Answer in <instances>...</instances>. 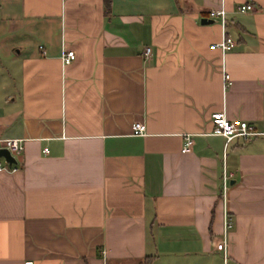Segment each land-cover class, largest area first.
Wrapping results in <instances>:
<instances>
[{
    "label": "crops",
    "instance_id": "obj_1",
    "mask_svg": "<svg viewBox=\"0 0 264 264\" xmlns=\"http://www.w3.org/2000/svg\"><path fill=\"white\" fill-rule=\"evenodd\" d=\"M214 112L264 131V0H0V264H223V173L225 264H264V135Z\"/></svg>",
    "mask_w": 264,
    "mask_h": 264
},
{
    "label": "built area",
    "instance_id": "obj_2",
    "mask_svg": "<svg viewBox=\"0 0 264 264\" xmlns=\"http://www.w3.org/2000/svg\"><path fill=\"white\" fill-rule=\"evenodd\" d=\"M239 11L250 10L252 6L250 4H241L237 8ZM209 18L218 17L220 21L223 20L224 11L222 9L209 10L207 12ZM234 45V41L226 33H222L221 38L212 44V46L223 54L227 50L231 49ZM149 49L147 47L143 50V55L147 56ZM74 58V52L72 50H64L60 56L62 63H68ZM228 75L222 69V86L226 84ZM210 121L212 128L211 134L218 135L223 139L222 148H224L230 141L235 138L246 139L255 135H264V131L256 130L255 127L247 123L244 120H228L225 118L222 112H214L210 115ZM144 126L141 122H133L131 124L130 132L133 135H141L143 133ZM191 134L183 135V144L180 147L181 152L189 150L191 144ZM23 138L18 137H1L0 136V148L7 150L10 156L14 159V162H7L0 156V170L13 171L19 163L16 157L22 151ZM42 152L46 153V148H43ZM225 186L226 176L223 173L221 176V190L219 193V200L221 204V221L219 236L214 243V249L219 252L222 263L225 264L228 257V235L232 227V218L225 207Z\"/></svg>",
    "mask_w": 264,
    "mask_h": 264
},
{
    "label": "water",
    "instance_id": "obj_3",
    "mask_svg": "<svg viewBox=\"0 0 264 264\" xmlns=\"http://www.w3.org/2000/svg\"><path fill=\"white\" fill-rule=\"evenodd\" d=\"M200 21L202 23H204V22H211V19L202 18ZM0 156H2L3 159L5 161L9 162V163L14 162V159L12 158V156H10L9 153L7 152V150L4 149V148H0Z\"/></svg>",
    "mask_w": 264,
    "mask_h": 264
},
{
    "label": "trees",
    "instance_id": "obj_4",
    "mask_svg": "<svg viewBox=\"0 0 264 264\" xmlns=\"http://www.w3.org/2000/svg\"><path fill=\"white\" fill-rule=\"evenodd\" d=\"M107 1L108 0H104V4L107 5ZM150 257L146 258V260L144 261V263H147L149 261Z\"/></svg>",
    "mask_w": 264,
    "mask_h": 264
}]
</instances>
